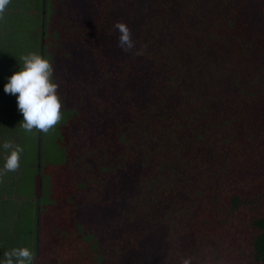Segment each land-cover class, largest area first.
Listing matches in <instances>:
<instances>
[{
    "label": "trees",
    "instance_id": "obj_1",
    "mask_svg": "<svg viewBox=\"0 0 264 264\" xmlns=\"http://www.w3.org/2000/svg\"><path fill=\"white\" fill-rule=\"evenodd\" d=\"M117 23L128 27L131 50L119 47ZM29 53L52 64L62 119L49 130L55 146L51 160L41 159L45 133L33 132L37 157L28 189L30 132L21 128L15 99L2 86ZM162 79L167 82L160 89ZM151 82L154 90H142ZM79 84L95 90L73 92ZM262 114L264 0H8L0 11V144L9 141L22 151L19 167L3 171L8 151L0 148V260L13 248L29 247L41 264L95 261L93 243L82 236L84 224L92 222L96 232L114 215L116 199L138 195L128 175L111 171L110 188L97 185L95 201H84L82 209V200L71 199L75 190L76 196L95 191L82 180L87 168L74 171V157L85 154L79 143L104 142L111 124L118 123L116 141L130 147L139 140L128 138L131 130L139 138L146 134L137 130V118L143 124L172 115L216 129ZM41 172L43 195L32 200V183ZM147 173L139 183L150 189L159 177L155 168ZM144 199L135 198L136 210ZM179 257V264L186 258L191 264H264V182L246 194L206 197Z\"/></svg>",
    "mask_w": 264,
    "mask_h": 264
},
{
    "label": "rangeland",
    "instance_id": "obj_2",
    "mask_svg": "<svg viewBox=\"0 0 264 264\" xmlns=\"http://www.w3.org/2000/svg\"><path fill=\"white\" fill-rule=\"evenodd\" d=\"M64 45V50L70 52L67 43ZM153 82L148 87L144 84L142 90H154L156 84ZM165 82L166 79L161 80L160 89L164 88ZM94 90L88 84H79L73 92ZM135 122L137 130H145L146 134L139 138L137 131L131 130L128 138L139 139L133 146L126 147L116 141L119 130L114 131L113 127L118 125L117 122L114 126L111 124V134L103 139L104 142L97 144V140L91 138L78 145L85 154L74 157V171L87 168L80 173L82 180L87 189L92 187L95 190L86 191L83 196H76L77 190L71 194L76 203L82 200V209L84 201L91 203L97 199V185L110 188L111 171L128 175L126 178L133 182L131 189L138 190L136 197L141 194L145 198L141 210L135 209L136 197L133 195L128 199L123 196L116 199L114 215L104 220L106 225L101 224L96 232L92 222L84 224L87 229L82 228V236L90 238L88 244L93 243L95 257V261L87 264H179L190 225L206 197L222 192L246 194L264 182V114L250 123L216 129L208 128L199 119L186 124L181 117L172 115L167 116L164 122L145 121L140 124L138 118ZM33 132L35 130L30 132L27 141L25 157L24 185L28 189L31 180L28 177L35 172L31 163L37 157ZM54 152V141L49 131L44 135L41 159L48 157L51 160ZM154 168L159 178L155 177L153 186L147 189V182L139 183V178L149 175L147 172ZM43 184L41 172L32 183V200L42 198ZM85 243L86 239H81V244ZM34 264H41V259L35 257Z\"/></svg>",
    "mask_w": 264,
    "mask_h": 264
},
{
    "label": "clouds",
    "instance_id": "obj_3",
    "mask_svg": "<svg viewBox=\"0 0 264 264\" xmlns=\"http://www.w3.org/2000/svg\"><path fill=\"white\" fill-rule=\"evenodd\" d=\"M8 0H0V11ZM115 28L120 33L118 45L128 51L134 47L131 34L125 24L117 23ZM53 66L50 61L38 53H29L20 57L18 69L13 71L2 86L5 95L13 96L17 111L22 119L20 126L25 132L37 130L48 133L62 119V102L58 95V85L53 82ZM8 151L4 160L3 171H14L19 167V146L13 147L9 141L0 144ZM34 253L29 247L13 248L5 253L0 264H33ZM182 264H191L186 258Z\"/></svg>",
    "mask_w": 264,
    "mask_h": 264
}]
</instances>
